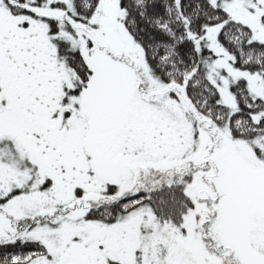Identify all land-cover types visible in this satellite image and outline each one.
Wrapping results in <instances>:
<instances>
[{"label":"snow or ice","instance_id":"snow-or-ice-1","mask_svg":"<svg viewBox=\"0 0 264 264\" xmlns=\"http://www.w3.org/2000/svg\"><path fill=\"white\" fill-rule=\"evenodd\" d=\"M0 264H264V0H0Z\"/></svg>","mask_w":264,"mask_h":264}]
</instances>
